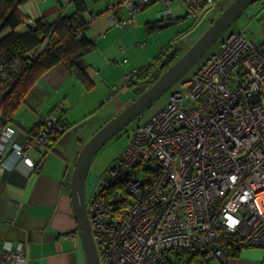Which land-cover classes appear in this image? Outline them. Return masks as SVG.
<instances>
[{"label": "built area", "instance_id": "obj_1", "mask_svg": "<svg viewBox=\"0 0 264 264\" xmlns=\"http://www.w3.org/2000/svg\"><path fill=\"white\" fill-rule=\"evenodd\" d=\"M221 1L117 0L106 11L113 26L128 28L156 2L163 6L158 19L168 22L176 18L172 4L194 21ZM87 16L89 24L96 19L90 10ZM14 69L15 62L0 57L4 88ZM134 77L127 73L123 83ZM1 119L0 112V156L11 152L31 172L39 170L31 154L49 145L51 131L67 128L49 115L38 121L35 135L19 142L20 129ZM110 173V181L126 179L128 200L116 213L109 211L99 194L110 183L105 181L86 201L98 264H163L169 254L205 251L225 261L227 241L264 249V44L229 34L161 111L135 127ZM23 252L22 243L1 241L0 264H24Z\"/></svg>", "mask_w": 264, "mask_h": 264}, {"label": "crops", "instance_id": "obj_2", "mask_svg": "<svg viewBox=\"0 0 264 264\" xmlns=\"http://www.w3.org/2000/svg\"><path fill=\"white\" fill-rule=\"evenodd\" d=\"M91 5L94 4L88 2L89 10L96 19L90 23L85 35L95 42V47L86 56L89 60L85 61V76L93 86L90 90H85L82 83L70 76L62 66L51 67L34 84L32 97H28V101L23 103L39 115L36 118L54 115L69 128L72 123L65 118V114L73 105L85 107L90 103L89 111H93L104 104L105 97L112 102L116 115L135 97L129 86L123 83L121 72L113 77L108 75L101 78L110 69L106 60L109 56L113 57L115 49L120 48V53L124 54V46L128 48L127 52L133 47L134 44L127 41L132 37L135 26H113L112 17L106 9L95 13ZM18 10L24 21L17 31L23 32L26 29L24 22L43 19L54 23L61 16L70 15L73 8L70 0H28L19 5ZM118 58L115 60L119 61ZM99 60L102 66L100 69L96 67ZM115 60H111L109 65ZM127 64L128 60L121 66L125 67ZM104 83L107 84L106 88ZM97 84H100L99 89ZM111 87H115L114 92H111ZM46 109L48 112L42 113ZM8 123L20 128L17 139L21 142L28 134L26 126L22 127L11 121ZM67 128L52 141L47 150L41 149L31 154L38 165L37 172L28 171L9 151L3 157L0 156V242L8 240L22 243L24 264H86L68 190L79 149L60 146L67 136ZM240 253L239 257H229L224 264H264V258L261 261L259 255L247 253L240 256Z\"/></svg>", "mask_w": 264, "mask_h": 264}, {"label": "rangeland", "instance_id": "obj_3", "mask_svg": "<svg viewBox=\"0 0 264 264\" xmlns=\"http://www.w3.org/2000/svg\"><path fill=\"white\" fill-rule=\"evenodd\" d=\"M116 1L117 0H104L99 4L91 5V8L97 13L105 10L108 3ZM221 3L222 2H217L216 5L207 8L201 15V18L194 21L186 15L185 8L181 7L179 4H172L173 15L176 18H180V20H177L174 25L166 28L157 27L154 31H150L146 28V25L148 22L157 21V14L163 9V6L158 2L150 5L140 14L136 15L137 27L134 25L132 37L127 41V43L132 42L134 44L133 47L127 52L128 48L124 46V54L120 53V48L115 49L112 53L113 57L109 56L106 60V65L110 69L108 72L106 71V74L102 75L101 78L104 79L108 75L113 77L117 72H121V77H123L133 70L140 69L146 66V64L148 65V63L152 62V60L160 54L161 50L169 48L170 46L177 49L174 61L179 59L195 45L197 40L206 32L210 26V18L215 19L217 17V9ZM139 19L143 22H140ZM232 32L244 33L255 44L264 43V6L254 3L243 10L242 14L230 23V26L219 35V38L208 46L204 55L196 61L195 64L172 85V87L166 90L149 108L144 110L138 117L136 116L131 123L126 125V127L113 136V138L108 140L95 155L92 163H90L84 190L86 201H91L94 193L97 191L96 188L101 184L103 185L106 180L111 178L110 171L118 163L121 153L126 150L129 145L135 127L147 121L156 112L161 111L168 102L170 95L179 89L180 83L191 78L192 74L196 72L205 58L211 54L217 53L221 42ZM116 56H119V58ZM117 58L119 61L123 59L128 60V64L125 67H116L113 64L109 65L111 60ZM88 60L89 59L86 57L85 61ZM100 65L99 60V64L96 67L99 69L102 68ZM103 70L104 68L101 69V72ZM103 86L106 88L107 84L104 83ZM97 88H100V84H97ZM134 99L136 98L133 97L132 100ZM105 100L106 98L104 97V104L93 111H89L90 103L85 107L73 105L70 110L68 109L65 118L68 119L72 125L67 128V136L60 144L62 148H76L80 150L101 126L105 125L115 116L112 102ZM99 103L102 104L101 101ZM48 110L46 109V111L42 113H47ZM36 117H39V115H36L28 106L21 103L17 105L11 119L20 126H26L27 128V126H31L33 123L35 124L40 120ZM240 252V256L251 253L250 255H259L261 261L264 258V249L262 248H242ZM172 256V254L168 255V257ZM209 262L210 264H220L217 258H212ZM191 264L200 263L195 260Z\"/></svg>", "mask_w": 264, "mask_h": 264}, {"label": "trees", "instance_id": "obj_4", "mask_svg": "<svg viewBox=\"0 0 264 264\" xmlns=\"http://www.w3.org/2000/svg\"><path fill=\"white\" fill-rule=\"evenodd\" d=\"M27 1L0 0V57L4 56L8 62H15L14 74H9L7 77L9 80L7 88L3 87L4 82L0 80L1 120L7 124H9V121L15 123L11 118L17 105L26 103L28 97H32L34 84L51 67L62 66L70 76L82 83L85 90H90L93 86L92 82L85 76V57L95 47V42L88 39L85 35L86 29L90 25L86 15L89 10L88 2L95 5L104 0H70V5L73 8L70 15L61 16L54 23H48L43 19L34 20L33 26H26V29L20 32L17 31V28L24 20H22L23 17L19 13L18 6ZM232 1L222 0L217 9L218 15ZM255 4L264 6V0H257ZM210 19L211 23L214 18ZM177 20H180V18L174 19L175 22ZM161 23L163 22L159 19L155 22H148L146 28L154 31L157 27L159 28ZM78 32L82 33L81 38H77ZM44 43V50L39 51V47ZM172 49H175L176 53L177 49L170 46L162 50L148 65L146 64V66L138 70H133L135 77L127 85L132 90L135 98L138 95L137 88L140 85H149L155 75H161L168 68L166 66L161 70L159 65ZM59 121L63 122L61 119ZM37 123H33L29 128H26L28 133L36 134V128L34 127ZM13 126L20 129L15 124ZM58 135H60V132L51 131L48 135L49 145L43 147L42 150H47L51 146L52 141L57 139ZM106 181H110V179ZM126 183L125 178L117 177L110 181L109 185L103 187L104 189L99 193L109 211L116 213V211L126 205L128 200ZM228 243V241L225 242V256L227 259L229 257H239L242 247L235 248ZM172 255V257L167 256L163 264H191L195 260L200 264H210L209 261L211 260V258L201 253L181 252L173 253ZM226 260L219 261L224 264Z\"/></svg>", "mask_w": 264, "mask_h": 264}, {"label": "water", "instance_id": "obj_5", "mask_svg": "<svg viewBox=\"0 0 264 264\" xmlns=\"http://www.w3.org/2000/svg\"><path fill=\"white\" fill-rule=\"evenodd\" d=\"M257 0H233L221 11L209 25V28L184 55L173 62L161 75L157 74L149 85L142 84L137 89V97L124 109L110 119L81 147L72 168L70 176L69 195L72 210L76 219L78 234L82 240L86 264H98L97 250L90 229V222L86 212L85 183L90 167L98 151L126 125L131 123L144 110L149 108L166 90L176 83L196 61L206 52L208 46L219 38L248 6ZM175 21L163 22L159 27H169ZM175 49L170 50L162 60L159 68L168 66L175 57ZM203 252L202 254H205Z\"/></svg>", "mask_w": 264, "mask_h": 264}, {"label": "flooded vegetation", "instance_id": "obj_6", "mask_svg": "<svg viewBox=\"0 0 264 264\" xmlns=\"http://www.w3.org/2000/svg\"><path fill=\"white\" fill-rule=\"evenodd\" d=\"M176 61V60H175ZM174 60L167 66V67H169L173 62H175Z\"/></svg>", "mask_w": 264, "mask_h": 264}]
</instances>
